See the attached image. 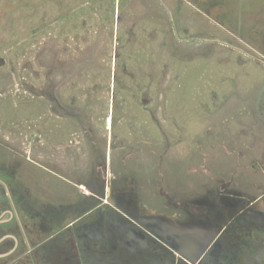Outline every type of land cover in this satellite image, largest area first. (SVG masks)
Wrapping results in <instances>:
<instances>
[{
	"label": "rangeland",
	"instance_id": "rangeland-1",
	"mask_svg": "<svg viewBox=\"0 0 264 264\" xmlns=\"http://www.w3.org/2000/svg\"><path fill=\"white\" fill-rule=\"evenodd\" d=\"M13 157L69 200L264 202V0H0L3 176Z\"/></svg>",
	"mask_w": 264,
	"mask_h": 264
},
{
	"label": "flooded vegetation",
	"instance_id": "flooded-vegetation-1",
	"mask_svg": "<svg viewBox=\"0 0 264 264\" xmlns=\"http://www.w3.org/2000/svg\"><path fill=\"white\" fill-rule=\"evenodd\" d=\"M44 162L43 176L61 178ZM2 168L0 264H264V202L227 200L183 220L123 205L107 184L99 196L74 185L71 200L60 181L32 188L14 157Z\"/></svg>",
	"mask_w": 264,
	"mask_h": 264
}]
</instances>
